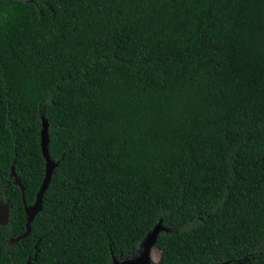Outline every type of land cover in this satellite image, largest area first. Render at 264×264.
Segmentation results:
<instances>
[{"label": "trees", "instance_id": "trees-1", "mask_svg": "<svg viewBox=\"0 0 264 264\" xmlns=\"http://www.w3.org/2000/svg\"><path fill=\"white\" fill-rule=\"evenodd\" d=\"M41 117L55 167L44 178ZM0 264H264V0H0Z\"/></svg>", "mask_w": 264, "mask_h": 264}, {"label": "water", "instance_id": "water-1", "mask_svg": "<svg viewBox=\"0 0 264 264\" xmlns=\"http://www.w3.org/2000/svg\"><path fill=\"white\" fill-rule=\"evenodd\" d=\"M22 3H32L34 0H18ZM49 143L48 138V123L47 121L41 117V129H40V149L43 156V159L45 161L44 166V178L42 180L41 186L36 193L35 199L31 205H26L24 200V187L21 184L20 179L17 177L14 166L12 165L10 168V176L13 178V183L15 186H17L22 194V204L24 213L26 216V223H25V231L23 234L18 236L15 239H11V243H17L20 240L27 237L28 233L30 232V224L32 223L34 217L40 212L42 208V198L43 195L48 188L52 173L57 167L58 162H53L48 154L47 146ZM9 219V204L6 203H0V226H4L7 224ZM161 232H167V229L161 225V222H159L153 230L147 235V237L143 240V242L139 245L137 251L135 252L132 257H124L121 259H117L115 257L112 258L111 264H153L151 260V253L154 250L156 240L158 235ZM246 261V259L237 261V262H225L223 264H243Z\"/></svg>", "mask_w": 264, "mask_h": 264}, {"label": "rangeland", "instance_id": "rangeland-1", "mask_svg": "<svg viewBox=\"0 0 264 264\" xmlns=\"http://www.w3.org/2000/svg\"><path fill=\"white\" fill-rule=\"evenodd\" d=\"M151 260L152 262H157L158 260V252L156 250H153L152 253H151Z\"/></svg>", "mask_w": 264, "mask_h": 264}]
</instances>
